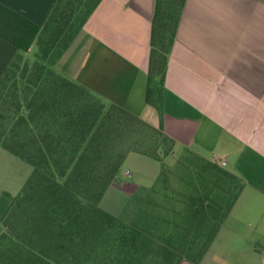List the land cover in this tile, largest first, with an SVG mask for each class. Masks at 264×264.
<instances>
[{
  "label": "crops",
  "instance_id": "0c3cea01",
  "mask_svg": "<svg viewBox=\"0 0 264 264\" xmlns=\"http://www.w3.org/2000/svg\"><path fill=\"white\" fill-rule=\"evenodd\" d=\"M53 2L0 0L38 25ZM154 4L100 0L54 68L160 127L173 141L166 160L194 158L229 180L222 192L231 198L206 251L179 264H264V0H185L158 89L148 80ZM15 51L0 37V77ZM148 84L155 104L146 101Z\"/></svg>",
  "mask_w": 264,
  "mask_h": 264
},
{
  "label": "trees",
  "instance_id": "16d2710c",
  "mask_svg": "<svg viewBox=\"0 0 264 264\" xmlns=\"http://www.w3.org/2000/svg\"><path fill=\"white\" fill-rule=\"evenodd\" d=\"M99 2L54 0L41 25L0 4V37L16 49L0 77V101L10 92L16 96L13 114L0 112V146L31 167L1 216L0 264H125L149 256L148 236L101 208L100 201L129 152L160 161L162 176L173 141L160 127L105 102L54 68ZM184 3L155 0L148 64L155 89L162 86ZM34 41L38 58L22 63ZM153 91L148 84L150 104ZM142 127L155 135L148 151L129 143ZM164 145V154L158 153ZM172 255L166 250L162 263Z\"/></svg>",
  "mask_w": 264,
  "mask_h": 264
},
{
  "label": "rangeland",
  "instance_id": "374dc122",
  "mask_svg": "<svg viewBox=\"0 0 264 264\" xmlns=\"http://www.w3.org/2000/svg\"><path fill=\"white\" fill-rule=\"evenodd\" d=\"M62 44H58L51 52L50 60L57 56ZM31 46L29 52L23 55L22 63H31L38 58L37 54L34 57L37 42L34 41ZM17 85H20L19 81ZM15 100V94L10 92L6 100L0 101V112L11 116ZM154 137L153 132L142 127L129 143L139 150L148 151L154 146ZM167 147L160 146L158 153L164 154ZM0 149L5 153L0 156V163L3 164L0 166L1 218L30 174L31 167ZM166 159L161 176V163L157 159L145 154H128L117 179L100 201L101 208L125 222L135 224L151 240L146 259L125 264H175L179 258L181 261H197L206 251L226 213L231 197L225 195L222 189H225L229 180L221 172L210 169L209 165L194 158L189 160V157L178 154ZM126 170L129 174L124 172ZM132 184L154 185L134 189ZM208 193L217 201L209 197ZM2 228L0 223V231ZM166 250L174 257L171 262L162 263Z\"/></svg>",
  "mask_w": 264,
  "mask_h": 264
}]
</instances>
